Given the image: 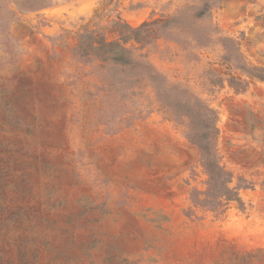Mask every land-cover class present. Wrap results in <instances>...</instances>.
<instances>
[{"label":"rangeland","instance_id":"374dc122","mask_svg":"<svg viewBox=\"0 0 264 264\" xmlns=\"http://www.w3.org/2000/svg\"><path fill=\"white\" fill-rule=\"evenodd\" d=\"M203 1L0 0V264H264V81L225 63L220 41L264 66V0H223L210 21L195 18ZM177 15V38L134 53L218 110L221 162L248 182L222 214L194 205L200 151L153 88L126 92L127 71L74 54L84 27L117 40L118 16ZM210 22L219 33L196 44Z\"/></svg>","mask_w":264,"mask_h":264},{"label":"trees","instance_id":"16d2710c","mask_svg":"<svg viewBox=\"0 0 264 264\" xmlns=\"http://www.w3.org/2000/svg\"><path fill=\"white\" fill-rule=\"evenodd\" d=\"M223 0H204L195 13L198 20H209L214 8L220 7ZM113 25L118 29L120 38L109 40L106 35L94 29L84 27L79 34V44L75 48V57L85 61H97L100 67H118L127 71L126 77L119 79L121 87L133 91L142 82L153 88L155 95L170 117L186 128V137L190 143L200 151L201 165L208 175L207 188L204 191L191 192L194 205L206 207L217 213H225L227 205L236 201L242 204L240 190L248 187L243 177H238L221 162L218 151L219 113L201 97L186 88L170 85L163 73L158 71L148 60L137 57L134 53L135 43L145 45L153 38L174 37L175 29L185 25L181 15L144 22L139 27H133L120 16ZM215 33H219L212 22L202 26L193 40L196 44L207 46ZM226 53L223 55L225 63L235 70H240L251 79L264 81V66H251L243 61L239 43L231 37H220ZM140 48V47H136ZM218 81L222 80L220 76ZM142 83V84H143ZM229 83L238 92L245 91L248 81L237 77L229 78ZM134 88V89H133ZM127 92V91H126ZM127 96L126 93L123 95ZM135 114V113H134ZM139 117V115H135ZM131 117L123 119L130 122Z\"/></svg>","mask_w":264,"mask_h":264}]
</instances>
